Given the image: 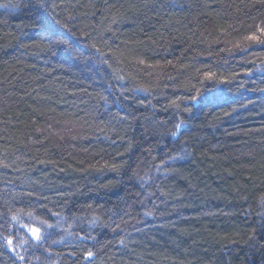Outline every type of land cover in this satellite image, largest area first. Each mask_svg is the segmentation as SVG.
I'll return each mask as SVG.
<instances>
[{
	"label": "trees",
	"instance_id": "16d2710c",
	"mask_svg": "<svg viewBox=\"0 0 264 264\" xmlns=\"http://www.w3.org/2000/svg\"><path fill=\"white\" fill-rule=\"evenodd\" d=\"M0 5V264H264V0Z\"/></svg>",
	"mask_w": 264,
	"mask_h": 264
},
{
	"label": "snow or ice",
	"instance_id": "6c2138e0",
	"mask_svg": "<svg viewBox=\"0 0 264 264\" xmlns=\"http://www.w3.org/2000/svg\"><path fill=\"white\" fill-rule=\"evenodd\" d=\"M0 7H6V5H0ZM245 40L246 41L255 42V43L260 44V45H264V26L257 25L256 33H253V34H250V35L246 36ZM237 47H240V45H237ZM245 47H246V45H245ZM141 63H143V61H141ZM214 75H215L214 73H205L204 74L205 78H208V79H211ZM199 91L200 90L197 89V94L198 95H199ZM191 99L193 101H195L197 99V97L193 96V97H191ZM173 103H175V102H173ZM176 127L179 130L181 125L178 124V125H176ZM172 135L175 136V135H177V133L173 132ZM28 215L31 216L32 214L29 213ZM53 215L58 216L59 214L58 213H54ZM12 219L13 220H17L18 217L14 215L12 217ZM40 223L44 225V230L43 231L38 226H29L27 224L22 225V227L26 228L27 231L31 234V238L37 243H41L42 241H44L46 239L45 233L47 232V229L59 226V221L57 222V225L48 224L46 220H42ZM69 235H71V233H69ZM80 239L84 240L85 237H80ZM54 243H55V241H54ZM7 247L10 248V249L13 247V241H12V239L10 237L7 238ZM93 255H94V253L91 250L87 251L85 253V259L87 260V259L93 257ZM19 258L21 260L24 259V257H22V256L19 257Z\"/></svg>",
	"mask_w": 264,
	"mask_h": 264
}]
</instances>
